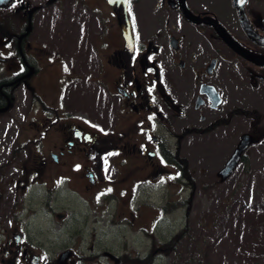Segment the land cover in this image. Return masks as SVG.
<instances>
[{
	"label": "flooded vegetation",
	"instance_id": "af4514ba",
	"mask_svg": "<svg viewBox=\"0 0 264 264\" xmlns=\"http://www.w3.org/2000/svg\"><path fill=\"white\" fill-rule=\"evenodd\" d=\"M37 1L13 0L0 7V114L15 106L19 88L25 87L29 96L22 121L26 122V128L19 132L21 139L16 152L24 153L28 146L35 147L32 170H36L37 179L32 184L42 180L39 185L48 184L47 190L53 192V204L47 207L51 218H68L67 212H59L58 205L64 197L73 196L77 201L83 198L97 206V199L104 195L109 206L115 198L110 188L112 185L119 188L116 176L108 179L104 167V160L112 150L121 155L120 164L133 162L125 175L149 166L154 169L158 158L172 162L170 157L174 153L180 159V153L171 149L169 139L177 124L191 123L189 119L195 114L201 121L213 120L216 113L225 115L223 119H214L207 129L228 126L234 117H248L244 112L248 109L227 104L233 78L230 72L221 74L224 64L237 62L251 88L259 86L264 90V0H127L114 4L102 0L104 6L98 5L95 10L101 30L97 31V46H92L98 58L95 74L89 78L96 84L98 98L104 95L102 110L111 115V126L104 127L98 116L93 114L90 118L87 110L86 115L81 110L74 111L75 105L69 100L70 89L83 83L82 71L88 69L86 62H89L80 33L76 36L83 40L85 61L71 57L67 3L60 4L52 14L53 28L49 31L39 24L37 16L61 0L33 3ZM82 1L76 7L81 14H88L82 13ZM33 8L32 25L27 32ZM187 9L198 17L192 18ZM90 18L94 23L93 17ZM209 18L217 19L252 58L230 47ZM62 20L67 21V30L60 29L66 26ZM124 27L130 29L129 35H125ZM44 82L53 90L50 96L37 88V84L41 87ZM76 103L83 108L87 97ZM8 104L10 107L1 111ZM249 110L258 112L255 108ZM251 120L247 133L264 143V116L258 115L256 122L255 118ZM29 155L32 154L27 153L26 158ZM183 161L181 158L180 167ZM241 163L245 164L244 160ZM19 170L25 171V167ZM18 185L15 183V189L20 188ZM15 189L16 196L22 198L20 189ZM116 214L119 220L127 218L121 211ZM12 233L8 250L15 256V264H32L33 254L40 256L39 264H45L43 254L23 242L26 239L22 231L15 229ZM66 251L70 254L62 259ZM107 254L118 264H124L121 257ZM78 259L75 251L67 248L57 263L67 264L71 260L77 264Z\"/></svg>",
	"mask_w": 264,
	"mask_h": 264
},
{
	"label": "rangeland",
	"instance_id": "374dc122",
	"mask_svg": "<svg viewBox=\"0 0 264 264\" xmlns=\"http://www.w3.org/2000/svg\"><path fill=\"white\" fill-rule=\"evenodd\" d=\"M81 1L61 0L37 18L39 24L51 31L52 14L60 4L67 3L71 57L85 61L83 40L76 36L80 33L89 62H86L88 69L82 71L84 84L80 82L70 89L69 100L76 106L74 111L78 109L86 115L87 110L90 118L94 114L104 127H109L111 115L102 110L104 95L98 98L96 84L89 78L95 74L98 55L92 46H97V31L101 30V20L95 10L104 4L102 0H84L82 13L88 14H81L76 7ZM61 23L66 26L60 29L68 27L67 21ZM220 72L223 75L230 72L233 78L227 94L228 106L248 109V112L255 108L264 116V90L259 86L251 88L243 68L237 62L228 63ZM87 85L88 90L84 92ZM37 88L46 96L53 91L47 82L41 87L37 84ZM17 95L19 100L15 106L0 114V264H15V256L8 250V240L15 229L24 233L23 242L30 249L43 254L45 264H59L61 252L67 248L79 257L77 264H118L107 253L121 257L124 264H264L261 226L264 222V143L249 145L245 157L250 164L246 167L239 164L224 181L218 176L240 137L251 128V119L256 116L257 121V115L234 117L230 125L217 129L207 128L213 121L225 118L222 113L206 121L194 113L196 117L189 119L191 123L177 124L169 140L171 149L179 152L180 159L184 160L182 167L162 157L154 169L149 166L125 175L133 162L120 164L121 155L112 150L104 160V167L108 179L116 176L115 184L119 188L114 185L110 188L115 198L108 206L102 195L95 206L83 198L77 201L73 196L64 197L58 205L59 212H67L68 218L61 220L56 216L51 218L47 211L54 196L47 190L48 184L39 185L42 180L32 184L37 179L36 170H32L35 147L28 146L29 150L25 149L24 153L16 152L21 139L19 132L26 128L22 117L27 114L29 96L25 87H20ZM84 97L87 103L82 108L76 100ZM27 153L32 155L26 158ZM22 166L25 171L19 170ZM122 177L125 179L120 181ZM17 182L20 188L16 189H20L22 198L14 191ZM29 183L32 185L28 186ZM111 195L107 193L110 199ZM117 211L127 218L119 220ZM71 260L67 264H72Z\"/></svg>",
	"mask_w": 264,
	"mask_h": 264
},
{
	"label": "water",
	"instance_id": "95a60500",
	"mask_svg": "<svg viewBox=\"0 0 264 264\" xmlns=\"http://www.w3.org/2000/svg\"><path fill=\"white\" fill-rule=\"evenodd\" d=\"M13 0H0V7H6L8 6ZM56 0H48V4L54 2ZM115 1H120V2H124L126 3L127 0H109V2L111 4H114ZM35 10V8H33L30 12V18H29V25H28V30L27 32L31 29V25H32V13ZM188 12L190 13V16L192 18H197L198 16L194 15L193 13L190 12L189 9H187ZM210 22L215 26L217 33L219 34L220 37H222V39L230 46L232 47L236 52H238L239 54H241L242 56L246 57V58H252L250 56V52H248L228 31L227 29L215 18H209ZM124 32L125 35H129L130 34V29L124 27ZM215 66V61L211 64V68H213ZM213 91H215L213 89ZM216 94L218 95V92H216ZM10 107V104H8L6 107H4L3 109H1V111H6L8 108ZM257 139L250 133H244L241 136V139L237 145V147L234 149V152L232 153V155L230 156V158L227 160L225 166L218 172V176L221 178L222 181L226 180L227 178H229L234 170L236 169V167L238 166V164L242 161L243 156L245 154V151L247 150V148L249 147V145L256 143ZM17 239H19V236L17 237ZM70 254V251H66L62 254L61 258L62 259H66ZM40 261V256L38 254H33L31 256V263L32 264H39Z\"/></svg>",
	"mask_w": 264,
	"mask_h": 264
},
{
	"label": "trees",
	"instance_id": "16d2710c",
	"mask_svg": "<svg viewBox=\"0 0 264 264\" xmlns=\"http://www.w3.org/2000/svg\"><path fill=\"white\" fill-rule=\"evenodd\" d=\"M246 114H255V115H259V113L258 112H254V111H249V112H247V111H244ZM255 118H256V116H255ZM176 156L175 155H172L171 157H170V160H173L172 162H174V161H176L177 163H180V165H181V162H180V159H177V158H175ZM243 160H244V162H245V167H246V165H248V164H250V161H249V158H247V157H244L243 158ZM184 162V161H183ZM249 170V169H248ZM165 208V207H164ZM261 226L264 228V222L261 224ZM263 232H264V229H263Z\"/></svg>",
	"mask_w": 264,
	"mask_h": 264
}]
</instances>
